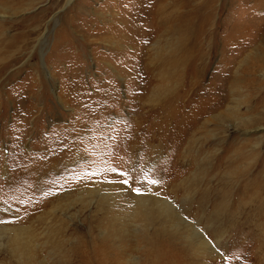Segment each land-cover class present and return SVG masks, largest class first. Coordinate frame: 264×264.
<instances>
[{
    "label": "rangeland",
    "instance_id": "obj_1",
    "mask_svg": "<svg viewBox=\"0 0 264 264\" xmlns=\"http://www.w3.org/2000/svg\"><path fill=\"white\" fill-rule=\"evenodd\" d=\"M174 1L0 0V264H264V0Z\"/></svg>",
    "mask_w": 264,
    "mask_h": 264
},
{
    "label": "bare ground",
    "instance_id": "obj_2",
    "mask_svg": "<svg viewBox=\"0 0 264 264\" xmlns=\"http://www.w3.org/2000/svg\"><path fill=\"white\" fill-rule=\"evenodd\" d=\"M183 2H184V0H183ZM182 2V3H183ZM203 2L204 3H208V2H210V1H208V0H203ZM180 2H178V0L177 1H174L173 2V4L171 5V7H172V11H176V9L178 8V6H180ZM191 4V3H190ZM154 6H153V10H154V12H155V15L157 16V17H159V16H161L162 14H163V12L165 11V9L167 8V7H169V5L165 2H163V0H155V4H153ZM189 5V4H188ZM193 8V7H192ZM167 9H169V8H167ZM188 9H190V8H188ZM184 10V9H183ZM193 10V9H192ZM191 10V11H192ZM185 11H187V9L185 10ZM188 12V11H187ZM189 14V13H188ZM114 37V36H113ZM25 38V37H24ZM25 40H26V38H25ZM27 41V40H26ZM7 41H5L4 43H6ZM16 42V41H15ZM190 43V42H189ZM15 43L14 42H12L11 43V45H10V47H12L13 45H14ZM82 44V43H81ZM84 44V43H83ZM116 44V43H115ZM1 45H2V43H1ZM17 46V45H16ZM3 47V46H2ZM83 47V46H82ZM110 48H111V46H110ZM5 49V48H4ZM9 48H7V50L6 51H12V50H8ZM114 49V48H113ZM2 51V50H1ZM190 52H191V49L189 48V54H188V56L189 55H191L190 54ZM186 53V52H185ZM5 54H7V53H5ZM5 54H4V51H3V55L5 56ZM201 55V54H200ZM202 56V55H201ZM176 57V56H175ZM184 57V56H183ZM170 59V58H169ZM191 59V58H190ZM168 60V59H167ZM174 60V59H173ZM192 60V59H191ZM197 60V59H196ZM199 60V59H198ZM189 61V60H188ZM187 61V62H188ZM201 61V60H200ZM175 62V61H174ZM182 62V61H181ZM184 62H185V60H184ZM186 62V63H187ZM190 62V61H189ZM179 63H180V61H179ZM196 64V63H195ZM176 65V64H175ZM183 65V64H182ZM191 65V64H190ZM189 65V66H190ZM188 66V67H189ZM176 68V67H175ZM195 68V67H194ZM193 69V68H192ZM253 69V68H252ZM169 70H170V68H169ZM175 71H176V69H175ZM183 72V71H182ZM176 73H177V71H176ZM184 73V72H183ZM168 74H169V71H168ZM168 74L167 75H160L161 76V80H164L167 76H168ZM174 74H175V72H174ZM173 74V75H174ZM178 75V74H177ZM170 77V76H169ZM172 77V76H171ZM170 77V78H171ZM174 77H176L175 75H174ZM189 82V81H188ZM192 84V83H191ZM175 98H176V95H175ZM172 102V101H171ZM235 108V107H234ZM236 109V108H235ZM165 113V112H164ZM201 119V118H200Z\"/></svg>",
    "mask_w": 264,
    "mask_h": 264
}]
</instances>
